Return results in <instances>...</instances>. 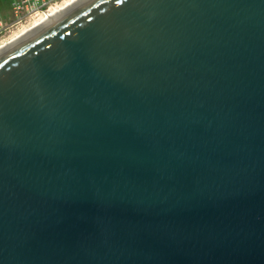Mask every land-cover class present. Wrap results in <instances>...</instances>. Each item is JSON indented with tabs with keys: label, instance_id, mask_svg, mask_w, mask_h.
I'll return each instance as SVG.
<instances>
[{
	"label": "water",
	"instance_id": "obj_1",
	"mask_svg": "<svg viewBox=\"0 0 264 264\" xmlns=\"http://www.w3.org/2000/svg\"><path fill=\"white\" fill-rule=\"evenodd\" d=\"M0 264H264V0H81L2 48Z\"/></svg>",
	"mask_w": 264,
	"mask_h": 264
},
{
	"label": "built area",
	"instance_id": "obj_2",
	"mask_svg": "<svg viewBox=\"0 0 264 264\" xmlns=\"http://www.w3.org/2000/svg\"><path fill=\"white\" fill-rule=\"evenodd\" d=\"M66 1L68 0H9L11 15L8 21L0 15V38L11 25L25 22L37 16L41 18L50 8L58 6Z\"/></svg>",
	"mask_w": 264,
	"mask_h": 264
},
{
	"label": "bare ground",
	"instance_id": "obj_3",
	"mask_svg": "<svg viewBox=\"0 0 264 264\" xmlns=\"http://www.w3.org/2000/svg\"><path fill=\"white\" fill-rule=\"evenodd\" d=\"M80 1L81 0H68L66 2H62L58 6H54V7L50 8L45 15H43L41 18L38 19V21L33 22L29 27L22 30L19 34L13 36L12 38L7 40L6 42L0 44V50L2 48H5L8 44H10V42L18 40L23 35L34 30V28H36L37 26H40L41 24L50 21L52 18H54L58 14L62 13L64 10H66L67 8L77 4V2H80Z\"/></svg>",
	"mask_w": 264,
	"mask_h": 264
},
{
	"label": "rangeland",
	"instance_id": "obj_4",
	"mask_svg": "<svg viewBox=\"0 0 264 264\" xmlns=\"http://www.w3.org/2000/svg\"><path fill=\"white\" fill-rule=\"evenodd\" d=\"M0 15H2L7 21L9 20L11 15L9 10V0H0ZM38 18V16L33 17L26 20L25 22L11 25L5 34L0 38V44L19 34L22 30L29 27L33 22L38 21Z\"/></svg>",
	"mask_w": 264,
	"mask_h": 264
}]
</instances>
